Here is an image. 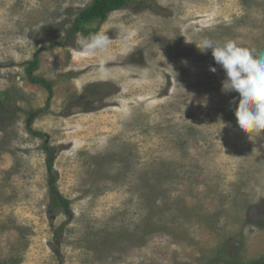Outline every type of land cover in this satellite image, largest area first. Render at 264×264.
<instances>
[{
    "label": "rangeland",
    "instance_id": "rangeland-1",
    "mask_svg": "<svg viewBox=\"0 0 264 264\" xmlns=\"http://www.w3.org/2000/svg\"><path fill=\"white\" fill-rule=\"evenodd\" d=\"M91 1L0 0V264L263 260L264 132L239 128L238 93L196 45L264 51V0H128L98 29L105 80L81 34L48 48ZM34 56L51 91L26 79Z\"/></svg>",
    "mask_w": 264,
    "mask_h": 264
},
{
    "label": "clouds",
    "instance_id": "clouds-1",
    "mask_svg": "<svg viewBox=\"0 0 264 264\" xmlns=\"http://www.w3.org/2000/svg\"><path fill=\"white\" fill-rule=\"evenodd\" d=\"M110 42L104 32L88 36L81 34L75 41L78 58L100 57L96 65L100 80L107 79L109 75L103 56ZM196 47L202 54L210 50L215 63L223 69L221 90L238 93L234 115L239 128L249 136H260L264 132V51L257 52L234 40L220 42L207 37L201 38ZM209 71L215 73L217 69L209 66ZM194 95L191 94V98ZM235 101L236 97H233L230 103ZM199 103L205 104L206 99Z\"/></svg>",
    "mask_w": 264,
    "mask_h": 264
},
{
    "label": "trees",
    "instance_id": "trees-1",
    "mask_svg": "<svg viewBox=\"0 0 264 264\" xmlns=\"http://www.w3.org/2000/svg\"><path fill=\"white\" fill-rule=\"evenodd\" d=\"M128 5V0H92L91 3L79 11L76 16L71 21V26L67 30V34L64 37V41L53 43L51 46L66 44L72 37L76 34H83L84 36H88L91 33L98 32L100 24H102L108 14L120 8H123ZM38 67V59L36 56L33 57L32 60L26 62V66L24 68V72L26 74V79L32 84H40L45 87L48 91H51V84L46 79L41 77L40 75L34 74ZM37 112H29L27 113L26 118V127L30 130V126L32 124L33 119L35 118ZM34 133V132H32ZM41 135V133H35ZM44 149L48 153V157L46 160L47 170L50 173V179L48 181L49 191L51 194L50 203L53 208L63 207L64 210L69 206L70 201L64 197H62L57 189L54 186V174L52 171V155L53 150L49 149L47 146H44ZM56 250V249H55ZM251 264H264V259L261 261L252 262Z\"/></svg>",
    "mask_w": 264,
    "mask_h": 264
}]
</instances>
